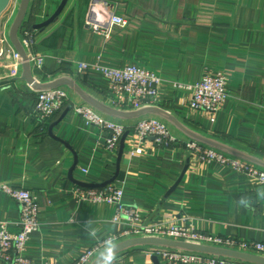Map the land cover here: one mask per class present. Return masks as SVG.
<instances>
[{
    "label": "crops",
    "instance_id": "0c3cea01",
    "mask_svg": "<svg viewBox=\"0 0 264 264\" xmlns=\"http://www.w3.org/2000/svg\"><path fill=\"white\" fill-rule=\"evenodd\" d=\"M61 2L30 0L26 26L46 22ZM112 14L128 26L113 29L109 39L87 26L89 19L108 26ZM1 28L0 23V34ZM34 35L32 52L44 57L43 70L34 72L37 80L42 86L70 81L75 87L59 86L68 99L51 122L58 123L51 137V125L34 116L37 93L20 80L22 71L10 80L0 71V184L35 193L40 207V228L30 238L27 258L34 264H72L120 232L113 222L116 207L81 199L73 181L102 185L115 179L123 203L146 223L189 217L200 232L264 243V187L217 164L190 160L184 148L200 142L264 171V0H69L57 20ZM78 62L138 66L185 83L223 71L229 74V99L212 118L190 109L189 92L164 85L156 103L134 110L112 95L100 73L78 74ZM79 105L126 127L120 164L121 143L107 150V132L73 111L59 122ZM144 117L165 122L178 145L139 143L132 132ZM19 215L18 203L0 192V223L15 234ZM154 248L132 247L102 264H154Z\"/></svg>",
    "mask_w": 264,
    "mask_h": 264
},
{
    "label": "built area",
    "instance_id": "2783aa9c",
    "mask_svg": "<svg viewBox=\"0 0 264 264\" xmlns=\"http://www.w3.org/2000/svg\"><path fill=\"white\" fill-rule=\"evenodd\" d=\"M20 0H12L10 9L1 22L0 41V71L5 79L19 77L22 71L23 61L10 43L9 30L16 17ZM87 26L95 33L109 39L113 29H126L128 21L111 16L108 26L89 19ZM21 44L24 47L34 72H40L44 67V57L35 55L32 48L35 44L33 30L22 28L20 31ZM78 74L90 71L100 73L111 85V93L118 100L134 110H140L147 102L156 103L159 98L160 88L164 85L175 90L190 93L189 107L193 111H201L209 114L219 113L228 100V78L225 74L206 73L196 83H185L180 81L166 80L156 73L140 68L138 66H126L123 68H111L100 64H88L78 62L75 66ZM36 81L41 84L34 76ZM42 85V84H41ZM1 87V85H0ZM37 101L34 116L46 127L51 125L54 117L63 112L68 99L67 92L61 87L47 90H35ZM223 105V106H222ZM73 113L82 118L87 124L92 125L108 133L105 140L107 150L114 152L121 143L126 133L123 125L102 117L93 108L79 105L72 108ZM47 131V129H46ZM132 136L139 143L148 139L154 140L159 147H175L177 139L172 135L169 127L158 118H140L134 127ZM190 160L200 163H214L221 167L230 169L237 173L248 176L257 186L264 187V171L252 164L245 163L234 156L226 155L215 149H210L200 142L190 141L184 146ZM142 151L137 149L136 155ZM84 173L87 171L83 170ZM76 193L81 199L88 200L94 204L114 205L116 214L113 222L121 226L120 232L103 241L93 245L82 253L72 264H92L99 255L117 245L135 239L169 240L189 244L197 247H209L225 251L236 252L244 255H256L264 258V243L241 241L233 238L221 237L200 232L189 218H181L178 222L158 221L146 223L133 207L123 203L124 191L114 185H108L101 189L76 188ZM0 192L16 201L20 206V215L17 222L18 232L11 233L7 224L0 223V261L5 264H34L26 257L25 253L31 236L39 228L40 207L38 197L35 193L22 189L13 188L6 184H0ZM151 255L157 257L162 264H229L230 258L214 256L209 254L194 253L179 249L166 247H155ZM241 264H253L239 260ZM56 264V263H39ZM109 264H115L110 261Z\"/></svg>",
    "mask_w": 264,
    "mask_h": 264
},
{
    "label": "water",
    "instance_id": "95a60500",
    "mask_svg": "<svg viewBox=\"0 0 264 264\" xmlns=\"http://www.w3.org/2000/svg\"><path fill=\"white\" fill-rule=\"evenodd\" d=\"M68 2H69V0H62L61 4H60L58 10L55 12V14L52 15L46 22H44L40 25L34 26L32 30L33 31L42 30L45 27L52 24L53 22H55L57 20V18L61 15V13L64 11V9L67 7ZM11 3H12V0H0V23L2 22L7 11L10 9ZM29 6H30V0H20V5H19L17 15H16L11 27H10V30H9L10 43L14 47L16 52L20 55V57L22 58V61H23L22 74H21L20 80L26 82L27 85L33 90H47V89L59 87L63 84L69 85L71 87H75L73 85V83H71L70 81H59V82H56V83H53L50 85L42 86L34 78V74L32 71V67L30 64L29 57H28L24 47L21 44V40H20V36H19L21 28L25 25V23H27L26 18H27ZM1 49H2V44L0 41V51H1ZM71 110H72L71 108L68 109L64 113V115L61 117L59 122H61V120H63V118ZM143 113H144V111L138 112L136 114V116L142 115ZM57 124L58 123L51 125L49 128V134L51 137H54L53 136V128ZM127 137H128V133H125V135L123 136V138L121 140V149H120V155H119V161H118L119 164H120V160H121L122 155H123V151L125 149V141H126ZM186 170H185V172H186ZM184 174L185 173H183L180 181L182 180ZM114 181H115V179H113L107 183H104L102 185H90V184L80 183L77 181H73V182L82 188L101 189V188H105L108 185H111ZM180 181H178L177 185L179 184ZM177 185H175V187ZM136 246L166 247V248L179 249V250L189 251V252H194V253H202V254H209V255H214V256L226 257V258H230V259H237V260H241V261H245V262L253 263V264H264V258L258 257V256L244 255V254H240V253H236V252L214 249V248H209V247H197V246H192L189 244L175 242V241H169V240H151V239H135V240L127 241V242H124L120 245H117L116 247L110 249L107 253H105L95 264H102L104 261L108 260L109 258L114 256L115 254H117L121 251L127 250L129 248L136 247ZM152 260H153L154 264H160L159 259L157 257H154Z\"/></svg>",
    "mask_w": 264,
    "mask_h": 264
},
{
    "label": "rangeland",
    "instance_id": "374dc122",
    "mask_svg": "<svg viewBox=\"0 0 264 264\" xmlns=\"http://www.w3.org/2000/svg\"><path fill=\"white\" fill-rule=\"evenodd\" d=\"M17 14V13H16ZM5 17V16H4ZM216 73H219V72H216ZM215 73V74H216ZM221 74H225L226 76H227V78H228V85H229V74L227 73V72H221ZM228 88V87H227ZM62 89H64V88H62ZM65 90V89H64ZM228 92V91H227ZM229 99V98H228ZM227 102V100L224 102V104ZM223 104V105H224ZM222 105V106H223ZM223 108V107H222ZM218 113L216 112V113H213V116H212V118H214V117H216V115H217ZM207 147H209L210 149H215V148H213V147H211V146H207ZM184 218H189V217H184ZM190 219V218H189Z\"/></svg>",
    "mask_w": 264,
    "mask_h": 264
},
{
    "label": "trees",
    "instance_id": "16d2710c",
    "mask_svg": "<svg viewBox=\"0 0 264 264\" xmlns=\"http://www.w3.org/2000/svg\"><path fill=\"white\" fill-rule=\"evenodd\" d=\"M22 28H26V29L32 30V28H29V27L26 26V23H25V25H24ZM22 28H21V29H22ZM20 31H21V30H20ZM59 115H60V114L56 115L54 118L59 117ZM53 120H54V119H53ZM52 122H53V121H52Z\"/></svg>",
    "mask_w": 264,
    "mask_h": 264
}]
</instances>
